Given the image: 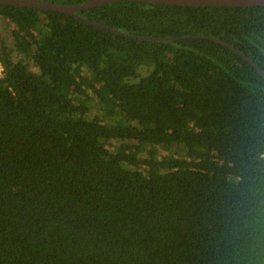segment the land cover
Instances as JSON below:
<instances>
[{
  "label": "trees",
  "instance_id": "obj_1",
  "mask_svg": "<svg viewBox=\"0 0 264 264\" xmlns=\"http://www.w3.org/2000/svg\"><path fill=\"white\" fill-rule=\"evenodd\" d=\"M78 14L173 39L0 3V264H264V6Z\"/></svg>",
  "mask_w": 264,
  "mask_h": 264
},
{
  "label": "water",
  "instance_id": "obj_2",
  "mask_svg": "<svg viewBox=\"0 0 264 264\" xmlns=\"http://www.w3.org/2000/svg\"><path fill=\"white\" fill-rule=\"evenodd\" d=\"M116 1H141V2H147V3H156V4L196 6V7H199V6H235V7L264 6V0H85L84 2H81L79 4H63V3L47 1V0H0V3L12 5V6H18V7H32V8H37L41 10L61 12L66 15L73 16L77 18L78 20H81L90 25H94L102 29H106V30H109L111 32L118 33V34H123L128 37H132V38H138L142 40H151V41L173 39V37H164V38L163 37H147V36L134 35L130 33H124L117 29L111 28L109 26H106L104 24H101L97 21L88 19L78 14V12L81 10L92 8V7H97V6H102L104 4H108V3H112ZM242 55L246 59L251 61L249 57H247L244 54ZM251 62L254 63L253 61Z\"/></svg>",
  "mask_w": 264,
  "mask_h": 264
},
{
  "label": "rangeland",
  "instance_id": "obj_3",
  "mask_svg": "<svg viewBox=\"0 0 264 264\" xmlns=\"http://www.w3.org/2000/svg\"><path fill=\"white\" fill-rule=\"evenodd\" d=\"M8 21L4 20L2 17H0V35L2 38H4L6 40V42L9 45H12V39H11V35H10V31L8 29L7 26H9Z\"/></svg>",
  "mask_w": 264,
  "mask_h": 264
},
{
  "label": "built area",
  "instance_id": "obj_4",
  "mask_svg": "<svg viewBox=\"0 0 264 264\" xmlns=\"http://www.w3.org/2000/svg\"><path fill=\"white\" fill-rule=\"evenodd\" d=\"M2 71V68H0V72Z\"/></svg>",
  "mask_w": 264,
  "mask_h": 264
}]
</instances>
